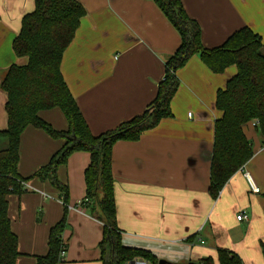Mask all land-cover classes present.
<instances>
[{"label": "crops", "instance_id": "0c3cea01", "mask_svg": "<svg viewBox=\"0 0 264 264\" xmlns=\"http://www.w3.org/2000/svg\"><path fill=\"white\" fill-rule=\"evenodd\" d=\"M82 18L61 61L63 77L94 135L116 128L143 113L157 95L165 62L181 37L155 0H78ZM201 28L206 48L221 45L248 26L261 36L264 54V0H181ZM35 0H0V131L8 128L7 94L2 79L11 65H25L13 41L22 18ZM237 72L210 69L199 54L176 71L178 89L172 115L137 140L113 146L112 169L117 224L124 245L149 251L168 264H185L211 256L218 249L238 254L244 264H264V135L254 123L245 128L253 156L224 184L210 192L215 122L222 116L217 92ZM56 130H67L60 108L39 112ZM65 140L28 126L21 135L18 173L33 175L62 148ZM8 146L0 135V150ZM90 153L76 151L59 166V180L69 189L68 201L48 180L31 179V189L10 195L11 229L19 239L18 264H36L48 251L52 226L66 216L62 232L68 248L60 264H103L100 241L103 222L87 204L85 170ZM246 173L259 188L253 193ZM242 211L247 220H239ZM203 241V242H202Z\"/></svg>", "mask_w": 264, "mask_h": 264}, {"label": "trees", "instance_id": "16d2710c", "mask_svg": "<svg viewBox=\"0 0 264 264\" xmlns=\"http://www.w3.org/2000/svg\"><path fill=\"white\" fill-rule=\"evenodd\" d=\"M35 9L22 18L19 34L13 41L17 56L26 57L25 65H11L1 88L7 94L8 128L0 131L8 146L0 150V264H18L21 251L19 239L11 229L9 196L21 195L31 189L33 178L48 180L67 203L69 189L58 178L59 166L76 151L90 153L85 170L86 196L91 213L103 222L100 241L103 264H127L136 257L153 262L152 254L141 248L123 244L117 224V206L112 169L113 146L120 140H137L147 130L172 115L171 101L179 79L176 71L195 54L214 72L221 73L231 65L237 72L217 92L216 106L222 116L215 122L214 147L211 159L210 192L216 198L229 178L251 159L253 149L245 128L256 122L264 135V54L261 36L248 26L231 34L221 45L206 48L201 40L199 23L185 11L181 0H155L159 8L180 34L181 42L165 62V74L158 85L155 99L146 110L122 122L116 128L94 135L61 71L65 50L73 41L82 18L87 14L78 0H35ZM60 108L67 121V130H56L42 119L39 112ZM47 131L64 145L33 175L23 178L18 173L21 135L28 126ZM87 204V203H86ZM66 216L51 227L48 251L38 256L36 264H60L62 250L68 242L62 232ZM264 256V242L261 243ZM185 264H244L241 257L229 250L218 249L215 260L208 256Z\"/></svg>", "mask_w": 264, "mask_h": 264}, {"label": "built area", "instance_id": "2783aa9c", "mask_svg": "<svg viewBox=\"0 0 264 264\" xmlns=\"http://www.w3.org/2000/svg\"><path fill=\"white\" fill-rule=\"evenodd\" d=\"M256 124V122H254V125ZM246 176L248 178V181H249V184H250V188H251V191L253 193H257L259 192V188L256 186V184L253 182L252 178L250 177V175L248 173H246ZM89 201V199L87 197H85L83 200H81L79 202V204H84V203H87ZM237 218L239 220H247L249 217H248V214L246 213V211H242L241 213H239L237 215ZM203 242V241H202ZM65 254H66V251L65 250H62L61 252V257L64 258L65 257ZM127 264H158V262H153L147 258H144V257H136L134 258L133 260L129 261Z\"/></svg>", "mask_w": 264, "mask_h": 264}, {"label": "water", "instance_id": "95a60500", "mask_svg": "<svg viewBox=\"0 0 264 264\" xmlns=\"http://www.w3.org/2000/svg\"><path fill=\"white\" fill-rule=\"evenodd\" d=\"M158 264H168V262L165 259H160Z\"/></svg>", "mask_w": 264, "mask_h": 264}]
</instances>
